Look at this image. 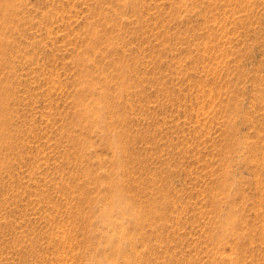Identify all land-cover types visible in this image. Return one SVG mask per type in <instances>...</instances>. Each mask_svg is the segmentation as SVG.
<instances>
[{
  "label": "rangeland",
  "instance_id": "obj_1",
  "mask_svg": "<svg viewBox=\"0 0 264 264\" xmlns=\"http://www.w3.org/2000/svg\"><path fill=\"white\" fill-rule=\"evenodd\" d=\"M0 264H264V0H0Z\"/></svg>",
  "mask_w": 264,
  "mask_h": 264
}]
</instances>
